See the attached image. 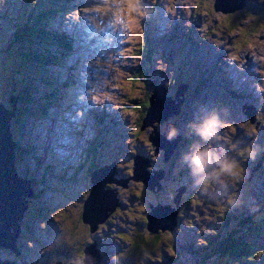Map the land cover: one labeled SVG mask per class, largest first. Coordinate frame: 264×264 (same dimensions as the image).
Wrapping results in <instances>:
<instances>
[{
	"label": "rangeland",
	"instance_id": "obj_1",
	"mask_svg": "<svg viewBox=\"0 0 264 264\" xmlns=\"http://www.w3.org/2000/svg\"><path fill=\"white\" fill-rule=\"evenodd\" d=\"M55 1L0 0V103L6 107L12 106L9 100L13 99L11 95L17 94L20 85L32 83L36 99L53 88L42 83L46 75L41 71L43 68L32 60L28 62L20 54L21 48L10 45V42L14 26L24 24L33 10L48 9ZM244 3L239 9L225 12L216 9V0H137L138 11L132 14L133 23L124 11V0H72L68 7L58 11L49 20L51 30L75 32L80 47L65 57V63L68 65L74 61L75 67L69 73L64 68L61 71L57 65H50L49 70L54 73L52 79L57 77L60 83L55 102L44 106L38 101L37 106L31 108L35 114L23 115L11 124L10 130L24 150L22 157L16 160L22 172L20 177H32L38 184L37 189L41 187V180L43 186L45 182L49 184V191L45 190L39 200L29 204L26 218L35 227L34 231L38 227L52 225L49 232L53 235L46 233V240L42 238L48 250L60 249L65 242L69 244L71 249L60 259L62 264H72L78 249L88 244V241L82 242L83 232L86 238L88 236L85 227L88 224L83 219L81 222L78 220L91 186L83 164L94 168L112 164L118 170L119 177H129L124 187L118 183H105V189L115 192L123 209L109 214L90 233L93 241L101 244L102 251L99 252L95 247V241L84 247L87 249L91 246V253L99 254L100 263L104 260L105 264H198L189 256L184 257L182 253L185 245L191 250H200L204 246L203 242L209 241L214 233L218 237H226L230 231L237 229L227 217L229 213L235 210L239 216L249 214L263 201L264 93L257 90V85L264 83V75L261 74L264 70V60L261 59L264 57V29L261 28L264 25V0H244ZM57 7L62 6L57 4ZM145 33L149 35L145 36ZM183 43L187 49L185 52L191 49V56H185ZM30 48L25 46V53ZM232 56H239V60L231 59ZM187 61L191 62V68L203 75L201 83L189 82ZM137 69L149 73L141 78L142 81L165 84L169 97L177 87H187L185 102L181 101L179 105L181 114L170 115L167 122H177L181 135L188 118L193 123L187 133L193 137H184L167 162L164 161L162 150L155 152L157 147L149 141L156 131L163 132L166 122L149 121L145 116L143 122L138 124L140 117L135 107L150 92L151 87L146 91L144 82L139 84L133 79ZM225 87L230 91L229 95L223 92ZM175 96L176 92L172 100H175ZM233 96L237 98L233 99L237 105L229 100V97L235 98ZM182 97L180 95V99ZM175 104H178L176 100ZM38 108H45L46 112ZM95 108L102 109L96 112L99 116L105 112L103 126L108 131L106 140L102 134L96 137L99 128L93 124ZM212 117H216L220 123L233 125L235 132L229 131V135L232 144L237 146L235 150L223 139H205L201 135L199 129ZM106 120L111 121V126ZM241 123L254 127L255 133L249 134L248 128L240 127ZM216 130L220 137L224 136L225 129L219 124ZM93 145L99 149L95 156L88 149ZM28 146L35 151V156L29 155ZM245 146L252 148L254 159L245 161L238 154L239 149ZM209 147L221 159L228 157L239 161L246 170L245 180L234 184L221 177L212 180L205 190L203 178L210 177L218 165L213 160L203 171H195L191 157L197 150ZM101 151L105 161L100 159ZM135 157L141 159L145 169L152 175L161 168L166 171L170 169L169 172L179 182L168 185L164 181L166 191L158 198L155 195L159 192L157 184L152 190L145 189L141 180L131 178L134 167L132 158ZM34 160L39 161L40 166ZM79 167L77 172L76 168ZM55 177H61V183ZM220 179H225L224 185L220 184ZM187 183L190 189L186 197L182 194L174 198V191ZM139 192L145 195L143 202H132ZM233 194L237 196L236 202L228 205V198ZM193 199L198 203L193 204ZM41 200L49 205H36ZM159 202L180 209L178 217L170 221L176 224L174 230L161 235L156 242L154 257L130 256L127 252L130 237L133 236V229L140 228L142 224L138 218L141 211H149L150 204ZM130 207L132 211L128 210ZM41 211H44L45 216H38ZM59 211L66 215L65 221ZM111 215L113 219H109ZM22 219H25V215ZM74 223L78 226H75L76 230ZM64 224L76 231L68 238L58 236ZM122 236L129 239H121ZM91 237L89 235L88 239L91 240ZM30 239L31 236L24 233V244L38 249ZM42 249L39 247V250ZM31 255V258L36 256L35 252ZM40 255L38 252L37 256ZM6 264H13V261ZM208 264H212V261Z\"/></svg>",
	"mask_w": 264,
	"mask_h": 264
},
{
	"label": "trees",
	"instance_id": "obj_2",
	"mask_svg": "<svg viewBox=\"0 0 264 264\" xmlns=\"http://www.w3.org/2000/svg\"><path fill=\"white\" fill-rule=\"evenodd\" d=\"M71 2H72V0H56L54 5L53 4L50 5L51 7L48 9H42L41 8L37 12L36 11L34 12V10H33V12L28 15L27 21L24 22V24H22V25L18 24L16 26H14V29L12 30L13 31L12 32V42H10V45L14 44L16 48H19V49L21 48L22 51L20 52V54H22L23 57H26V60L28 62H31L30 60H32L33 63H37L41 68H43V70H41V71L43 73H45L46 75L44 76V78H42V80H43L42 83L45 85H49V86L53 87L50 90V92L45 93L42 96H40L38 99H36V96L34 93L35 89H34V86L32 85V83L29 82L26 84V86H23V85L19 86V91L17 92V94H15V95H17V97L19 99L18 104H17L18 109L16 110L15 115L11 118L10 127H9V132L11 134L13 142L16 143V145H17V147L15 148V162L18 158L22 157L24 150H23V147L16 141L15 135L13 133H11V130H10L11 124L16 120L18 121L23 115H34L35 112L32 113L31 108L34 106H37L38 101L41 102L44 106L55 102L54 100H56V96L59 92L58 87H59L60 83H59V80L57 79V77L55 79H52L51 76H53L54 73L49 70L50 65H57L58 69H61V71H64V69H66V70H68L69 73H71L70 69L75 67L74 61L68 63V65H67V63H65L66 55L70 54L71 51L73 53L74 49H77L80 47V45L77 42V37H76L75 32L71 31V30L64 31V30H60V29L51 30L50 25H49V20H51L58 11H60L63 8L68 7L71 4ZM57 4L61 5L62 7H57ZM7 21L9 22L10 20H7ZM147 35H149V34L145 33V36H147ZM147 42H148L147 44L150 43L149 40H147ZM25 46L31 47L29 52H27V53H25ZM183 46H184V48L182 50L184 52L187 51V49L185 48V43H183ZM190 53H191V49L188 48V52H185V56H186V54L191 56L192 54H190ZM187 64H188L187 71H189L188 74L190 75L189 76V82L190 83L194 82V83H198V84L201 83L200 79H201V77L203 79V75H201L200 73L195 71L193 68H191V65H192L191 62L187 61ZM137 70L138 71L134 72V74L136 76H133V79L137 83L142 84L144 81H142L141 78L146 77L147 75H149V73L147 71H141V70L139 71V69H137ZM157 83L158 82H156V81H148V80H145V82L143 83L146 91H148V89L150 87H151V90H150V92H147V94L144 96V98L142 100H139L137 102V106L135 107L136 110L139 112V117H140L138 124H141L143 122V118L147 114V110L149 107V97H150L152 88L155 87V85H157ZM194 86L199 87L200 85H198V86L194 85ZM177 89H178V87H177ZM177 89H176V91H177ZM222 90L224 93L229 95L230 91L228 90V88L225 87V89L223 88ZM173 94H172V96H173ZM233 97H235V96H233ZM229 98H230L229 100L232 101L234 103V105H237L235 100H233V99H237L236 97L235 98L229 97ZM241 99H242V97L240 96V102H241ZM176 102H177V100H176ZM45 108L44 109L38 108V110L41 109L42 112L45 113L46 112ZM94 112H95L93 114V117L95 118V119L93 118L94 125H95V127L99 128V131L97 132L99 134H97L96 137H98L99 135L102 134L105 136L104 139L106 140L108 131H107V127L103 126V125H105V121H103L104 117L97 115V113H96V112H98L97 109L94 110ZM181 112H182V110H180V112L176 116H179L181 114ZM183 116L185 119L187 118L186 115H183ZM169 121L176 124L177 133L179 134L178 127H177L178 123L175 121H172V120H169ZM187 121L188 122L185 124L184 129L181 130L183 133L181 135L179 134L181 136L180 141H179L180 145H181L182 139L184 137H188V138L193 137L191 134L187 133V131H190L189 130L190 125L193 123V121L189 122L188 118H187ZM187 127H189L188 130H187ZM102 128H104V130ZM139 129L141 130V127H139ZM104 139H103V141H104ZM28 149H29L28 153H30L29 155L34 154L33 156H35V151L31 150L30 146H28ZM88 149L90 150V152L93 153L94 156L96 153L99 152V149L95 145L89 147ZM30 150L32 151V153ZM102 155L103 154L101 151V155H100L101 160H103ZM34 158L39 159V157H34ZM98 159H99V157H98ZM34 161H36V160H34ZM103 161H105V160H103ZM36 164H38V166H40L41 163L39 161H36ZM82 166L84 168L86 175L88 176L87 178H89V180H90L91 174L93 173V171L96 168L90 167V166L85 167L84 164ZM78 169L80 170V167L76 168L77 172L79 171ZM16 170H17L18 176L20 177V174H22V172L19 170L18 167ZM167 171L165 170L166 175L163 178L164 179L163 181H165V184L174 185L177 182H179L178 179H175L174 175H172L169 172L170 170H167ZM75 174H76V172L74 173V175ZM22 179L30 180V182H31V189H32L33 197L30 199V204H31V202L33 203V202H36L37 200H39V198L42 197V194L44 193L45 190L49 191L48 190L49 184H47L45 182V186H43L42 180H41L42 184L39 183V185L41 187L39 189H37L38 184H37L36 180H34L32 177H29V179H28V177L22 178ZM55 179L57 181H59L60 183L62 181L61 177H55ZM141 184H143V183L141 182ZM261 184H262L263 191H264V179H263V181H261ZM181 186H184V185H181ZM184 187H185V192L183 194H185L184 196L186 197V195L189 193L190 188L188 186V183ZM90 188H91V186H90ZM144 188H145V185H144ZM87 191H88L87 193L83 191L84 193H86V197H88L90 189H88ZM63 193L64 192H62V194ZM81 195H83V194H81ZM155 195L159 198V196L161 194L158 193ZM143 196H145L144 193L139 192V195H137V193H136L135 197L131 201L132 202L135 201L138 204H141V201L143 202V200H144ZM159 201L161 202V199ZM40 203L42 205H46V206L49 205L46 203V201H42V200L40 202L36 203V205L40 204ZM167 204H169V203H167ZM150 205H153V204H150ZM58 206H56V207H58ZM122 209L123 208L121 206L116 208L115 213H118L119 210H122ZM135 209H133V210H135ZM128 210L132 211V207L128 208ZM141 210H142V207H141ZM143 210H145V209L143 208ZM145 211H148V210L146 209ZM145 211H141V214L138 217V218H140V220H142V224L139 225L140 228H138L136 230L133 229V232H132L133 236L130 237V239H131L130 246H129V249L127 251L130 256H136L137 257V256H143L144 255V256L154 257V253L156 252V249H157V245H156L157 243L156 242L159 241L160 237H162L161 235L171 233L172 230H174V229L164 230V231L158 230L157 232L150 231L148 229V226H147L148 225V218H147L148 214L147 213H149L151 211V208L148 212H145ZM59 213H61V211H59ZM115 213H114V211L112 212V214H115ZM179 213H180V209L177 210V217H178ZM31 214L29 216L33 218V216ZM39 215L45 216L44 211H41L38 214V216ZM239 215L240 214L236 213V211L234 210L231 214L229 213L227 216L231 219V221H233L234 225H236L237 229H235V231H233V232L230 231L226 237H222V238L218 237L214 233L212 235V238L209 239V241L203 242L204 246L202 248H200V250H195V249L191 250L188 245H185L183 247V253H182L184 255V257L187 258L189 256L188 258L193 259L194 260L193 262H198V264H208L209 261H212V264H264V198H263V201L258 203L256 208L254 210H252L249 214H243V216H239ZM61 216H62V218H64V221H65L66 215H63L61 213ZM82 216H83L82 214H80V217L78 216V220L80 222L82 221V218H83ZM25 217H27V214L25 215ZM34 217H36V216H34ZM109 219H113V215H111ZM26 222H27V220L25 218L19 223L20 232H19L18 240L16 241L17 248H18L19 254H20L19 255L20 261H22V259H24L25 261H28V264H54V263L59 262V261L62 262L60 259L63 257V254H66V252L68 253L69 249H71L69 244H67L65 242V245H63L65 248L67 247V249H65V248H63V246H61L60 249L54 248L52 250H48L46 248L47 246H44V243H42V240H43L42 238L46 237L45 236L46 233H49V235H53L52 232L51 233L49 231L47 232V230H51L52 225H50V224H49V226L45 225L44 227H42L44 230L43 234L39 233V231H37V230H35L36 235L30 233V236H31L30 241L35 242V245L38 248L37 250L41 254L39 258H31V256H32L31 253H33L32 250H30V252L26 251L25 250V244H24L25 242L22 241L24 233L27 234L26 231H31V229L26 224ZM75 226L78 227L77 224L74 223V229L76 230ZM46 227H47V229H46ZM85 227L88 231V236L90 235V237H91L92 235L90 234L91 233L90 226L85 225ZM74 229L69 228L68 226L65 227V224H64V226L62 227V231L60 230L61 233L58 236H67V238H68L70 235H72L74 232H76ZM242 232L246 233L247 235H244ZM84 235H85V233L83 232V235H82V242L83 243L88 241L87 243L89 244L92 242L94 243V241H95L98 244V242L96 240L93 241L92 237L90 240V239H88V236L86 238ZM20 239H21V241H20ZM56 239H57V237H55L54 240H56ZM45 240H46V238H45ZM89 240L91 242H89ZM60 242H63V241H60ZM82 242H80V245H82ZM88 244L81 247V250L84 251V247H86ZM39 247H40V249H42V247H43V249L39 250ZM75 248L77 249L78 247L75 246ZM97 248L99 251H101L102 246L97 245ZM62 249H65V251L61 252ZM79 251L80 250L78 249V252ZM34 252H35V250H34ZM14 255H15V253L12 252V250H10V249L7 250L4 248H0V259L1 260H4V261L5 260H7V261L12 260L13 264H18L14 261V259H16ZM41 260H44L46 263L41 262ZM174 263H176V262H174ZM101 264H105V261L102 260Z\"/></svg>",
	"mask_w": 264,
	"mask_h": 264
},
{
	"label": "water",
	"instance_id": "obj_3",
	"mask_svg": "<svg viewBox=\"0 0 264 264\" xmlns=\"http://www.w3.org/2000/svg\"><path fill=\"white\" fill-rule=\"evenodd\" d=\"M244 0L241 3L235 0H216V9L220 8L225 12H232L243 6ZM187 87H178L176 91V98L172 100V95H167V88L163 84H157L152 88L149 97V107L147 110L146 118L149 121L158 120L164 122L170 115L178 114L180 112L179 105L182 99L180 95L184 96ZM13 98V99H11ZM10 108L0 103V248L10 249L15 255L19 254L16 242L14 241L20 232L19 223L28 211L30 199L33 197L30 180L22 179L17 174V163L15 162V148L16 143L13 142L9 132L10 120L15 115V110L18 104V97L11 95ZM175 130V135L169 136V133ZM155 136L150 137L156 151L162 149L164 151V161L167 162L168 158L176 148L180 141V136L177 134L176 124L170 121L167 122L163 128V132H155ZM134 160V167L132 174L134 180H141L147 189L152 190L154 185H158V191H161V183L165 176L164 170L160 169L155 171L152 175L151 172L145 169L141 159L138 157L132 158ZM150 164V163H149ZM257 166H260L257 163ZM128 176L119 177L118 170L111 164L108 167L101 166L96 168L91 174L90 179V192L89 196L84 201V209L82 219L90 226V231L93 232L97 226L103 223L109 214L120 207L121 204L115 196V192L105 189V183H118L127 186ZM185 192V187L181 186L175 193L174 198H178ZM174 201H176L174 199ZM150 214L148 218V229L152 232L158 230H172L176 224L170 223L171 220L177 217V209L172 208L171 205L157 203L151 205ZM173 218V219H172ZM17 240V239H16ZM97 243L95 242V245ZM94 245V246H95ZM89 246L84 249L88 259L87 264H101L99 254H92L93 251ZM97 247V245L95 246ZM89 250V251H88ZM91 250V251H90ZM100 252V251H99ZM8 260H1L0 264L9 263ZM55 264H62L60 261Z\"/></svg>",
	"mask_w": 264,
	"mask_h": 264
},
{
	"label": "clouds",
	"instance_id": "obj_4",
	"mask_svg": "<svg viewBox=\"0 0 264 264\" xmlns=\"http://www.w3.org/2000/svg\"><path fill=\"white\" fill-rule=\"evenodd\" d=\"M125 2V9L124 11L128 14V19L131 22L134 21L133 12L138 11V4L137 0H124ZM171 11V9H170ZM262 29H264V25L261 26ZM249 46H251V43L249 42ZM231 59L233 60H239V56H232ZM262 60H264V57H261ZM261 74L264 75V70L261 71ZM257 90L261 93H264V83L257 85ZM95 99V97H94ZM219 124V127H222L225 129V134L223 137H220L217 134V125ZM240 127L242 128H248L249 134H254L256 129L254 127L248 126L244 123L240 124ZM201 135L208 139L209 137H215L216 139H223L226 143L229 144L230 148L235 150L236 145L232 144L231 137L229 135V131L234 133L235 128L231 123H220L216 117H212L210 120L206 121L204 125L199 129ZM175 135V130H172V132L169 133V136ZM141 137L143 135L141 134ZM145 143H147V140L145 139ZM151 147V145H149ZM245 161L248 159H254L255 154L250 146H245L242 149H239L238 153ZM215 160V163L218 165L217 169L211 173L210 177L205 176L203 178V185L205 190L211 185L212 180H216L218 178L224 177L234 184L243 182L246 178L245 173L246 170L241 166V163L237 161L234 158H228L225 157L223 159L216 156L215 152L209 148H204L197 150L191 157V162L195 166V171H203L207 166H209L212 161ZM221 185L225 184V179L219 180ZM139 195V193H137ZM237 196L236 194H233L229 196L227 204L232 205L236 202ZM193 204L198 203L195 199H193ZM189 226H191V223L189 222ZM122 238V237H121ZM125 240H128L129 237L124 238ZM91 242V241H89ZM171 250V249H170ZM175 255V253H172ZM88 259L87 254L80 250L76 253L74 260L72 261V264H86V260ZM118 260V258H116Z\"/></svg>",
	"mask_w": 264,
	"mask_h": 264
},
{
	"label": "flooded vegetation",
	"instance_id": "obj_5",
	"mask_svg": "<svg viewBox=\"0 0 264 264\" xmlns=\"http://www.w3.org/2000/svg\"><path fill=\"white\" fill-rule=\"evenodd\" d=\"M18 109V108H17ZM163 152V151H162ZM162 154H164V153H162ZM166 165V164H165ZM165 165H164V167H165ZM163 169H165V168H163ZM166 170V169H165ZM165 175H166V173H165ZM164 180V179H163ZM163 180H160V183H161V191L160 192H158V193H163L164 191H166V186H165V184H164V181ZM163 181V182H162ZM156 193V192H155ZM174 197V196H173ZM167 202V201H166ZM29 207H30V205H29ZM29 207H28V209H29ZM26 214H28V211L26 212ZM25 214V215H26ZM26 218V217H25ZM26 220H27V218H26ZM26 224L29 226V228L31 229V231H26V233H27V235H30V233H32V234H35L36 235V233H35V231L33 230V228H35V227H31L30 226V224H29V222H28V220H27V222H26ZM36 230H38L39 231V233H43L44 232V230H43V228H41V227H38V229H36ZM20 241H21V239H20ZM97 245H100L101 246V244L98 242V244ZM8 250V249H7ZM25 250L26 251H28V252H30V250H32V252H34V250L31 248V247H29V246H27V245H25ZM102 251V250H101ZM5 254V253H4ZM19 255L20 254H18V255H14L15 256V258L16 259H14V261L16 262V263H18V264H28V261H25L24 259H22V261H20V258H19ZM17 256V257H16ZM71 258V257H70ZM42 262H44V261H42ZM65 263V262H64Z\"/></svg>",
	"mask_w": 264,
	"mask_h": 264
},
{
	"label": "bare ground",
	"instance_id": "obj_6",
	"mask_svg": "<svg viewBox=\"0 0 264 264\" xmlns=\"http://www.w3.org/2000/svg\"><path fill=\"white\" fill-rule=\"evenodd\" d=\"M16 110H17V107H16ZM16 110H15V111H16ZM15 117H16V116H15ZM167 120H168V119H167ZM167 120H163V121L166 122V124H167ZM159 150H162V149H158V150H157V153L159 152ZM162 151H163V150H162ZM157 153H156V154H157ZM163 153H164V152H163ZM103 166L108 167V166H110V164H105V165H103ZM117 185H118V184H117ZM124 186H125V185H123V187H124ZM118 188H120V187H118ZM128 191H129V190H128ZM118 193H119V192H118Z\"/></svg>",
	"mask_w": 264,
	"mask_h": 264
},
{
	"label": "snow or ice",
	"instance_id": "obj_7",
	"mask_svg": "<svg viewBox=\"0 0 264 264\" xmlns=\"http://www.w3.org/2000/svg\"><path fill=\"white\" fill-rule=\"evenodd\" d=\"M110 187H112V186L110 185ZM124 238H126V236H122V238H121V239H124Z\"/></svg>",
	"mask_w": 264,
	"mask_h": 264
}]
</instances>
